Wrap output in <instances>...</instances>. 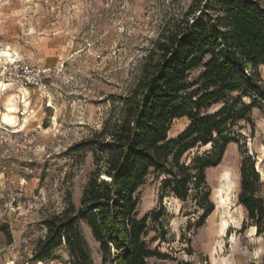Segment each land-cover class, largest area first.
<instances>
[{"label":"rangeland","instance_id":"374dc122","mask_svg":"<svg viewBox=\"0 0 264 264\" xmlns=\"http://www.w3.org/2000/svg\"><path fill=\"white\" fill-rule=\"evenodd\" d=\"M191 1L0 0V51L15 57L8 62L0 53V81L7 85L0 91V264H71L63 237L50 256L35 258L46 220L70 203L81 205L97 169L96 152L84 140L107 120L120 119L123 97L149 49L167 26L183 20ZM201 70H192L189 79L196 81ZM258 70L264 84V63ZM10 95L16 101L14 126L24 124L17 132L2 119ZM248 119L236 123V141L206 169L214 210L201 225H195L200 210L164 192V177L153 168L132 192L135 216L157 214L144 238L169 255L165 264H264V235L255 233L237 201L242 158L251 155L255 169L259 163L264 170V105L254 107ZM188 124L186 117L174 119L168 137ZM208 148H194L184 158ZM225 170L238 185L231 203L221 206L218 177ZM75 225L92 264H102L90 227L80 219Z\"/></svg>","mask_w":264,"mask_h":264},{"label":"trees","instance_id":"16d2710c","mask_svg":"<svg viewBox=\"0 0 264 264\" xmlns=\"http://www.w3.org/2000/svg\"><path fill=\"white\" fill-rule=\"evenodd\" d=\"M185 15L149 49L123 97L120 119L107 120L100 132L84 140L96 152L97 169L81 205L75 209L70 203L46 220L47 234L35 258L50 256L63 237L71 264H92L75 225L80 219L99 242L102 264H165L169 255L144 238L149 222L158 221L156 212L138 218L131 197L148 168L164 177V192L200 210L195 225L214 210L206 169L216 166L228 143L236 141V123L248 121L251 110L264 105L258 70L264 63V0H192ZM197 68H202L199 78L191 81L189 74ZM213 105L219 107L209 111ZM182 117L189 120L187 127L168 137L172 121ZM239 173L238 204L255 233L264 235V183L251 155L242 158Z\"/></svg>","mask_w":264,"mask_h":264},{"label":"bare ground","instance_id":"6f19581e","mask_svg":"<svg viewBox=\"0 0 264 264\" xmlns=\"http://www.w3.org/2000/svg\"><path fill=\"white\" fill-rule=\"evenodd\" d=\"M1 56H4L6 61L12 62L15 61V57L13 58L14 54L12 55L10 51L4 50L0 51ZM1 61V58H0ZM7 85L0 81V91L6 90ZM28 103V102H27ZM6 112L2 114L3 122L6 125H9L13 128V132H17L19 130H22L24 127V124L14 126L16 122V117L14 115L15 109H16V101H15V95H10L6 101ZM260 159V158H259ZM257 170L261 172L262 176L264 175V170L260 168L259 163L256 164ZM259 172V173H260ZM218 181L221 183L222 187L217 190V198H218V204L221 206L229 205L231 203L232 197L234 196V189L238 185V181L234 178L233 174L225 170L219 177ZM232 217V216H231ZM223 230V228L221 227ZM10 264V263H9Z\"/></svg>","mask_w":264,"mask_h":264}]
</instances>
